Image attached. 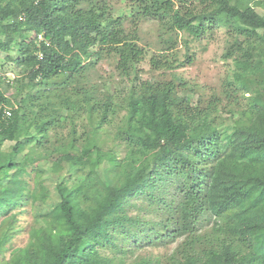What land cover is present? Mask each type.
<instances>
[{
  "label": "trees",
  "instance_id": "trees-1",
  "mask_svg": "<svg viewBox=\"0 0 264 264\" xmlns=\"http://www.w3.org/2000/svg\"><path fill=\"white\" fill-rule=\"evenodd\" d=\"M250 1L0 0V57L21 74L12 103L0 90V264H264V17ZM145 22L150 69L169 80L138 79ZM216 28L232 64L222 86L176 76ZM102 58L133 77L125 91L90 81ZM44 166L74 174L48 209L47 188L23 179ZM25 199L37 213L12 249Z\"/></svg>",
  "mask_w": 264,
  "mask_h": 264
},
{
  "label": "rangeland",
  "instance_id": "rangeland-1",
  "mask_svg": "<svg viewBox=\"0 0 264 264\" xmlns=\"http://www.w3.org/2000/svg\"><path fill=\"white\" fill-rule=\"evenodd\" d=\"M250 7L254 8L256 12L264 17V0H251L248 4ZM119 6V3H117ZM157 28L152 22H145L140 27L139 44L145 48L146 59L139 65L138 79L144 82L146 81H161L169 80L171 78L170 74L163 72H153L148 64L149 57L156 52L158 48L157 40ZM187 38L183 34L178 35V45L175 48L178 53V59L183 61L185 55V48L183 45V40ZM227 34L224 28H216L208 35L203 36L199 40H194L189 44L190 51L189 54L192 55V63L185 64L182 68L175 71V75L179 78L187 81L192 85H197L204 87L205 89L213 88L219 89L227 76L229 70L232 67L230 61L223 60V52L227 44ZM13 53H11V56ZM5 54L0 57V90L3 91L5 97L9 99L12 103L15 99L14 86L11 81L14 77L21 76L20 69L15 68V66L9 62H5L3 58ZM92 73L89 75V79L95 85L101 86L100 88L107 89L109 92L116 94L119 91H125L131 84V79L124 78L115 68V62L111 58H102L98 61ZM60 131V130H59ZM60 132L66 134L67 130L63 129ZM9 144H5L7 147ZM39 173V175L30 174L24 175L29 187H33L36 181L47 188L49 192V198L45 203V208L48 209L53 207L57 202V197L55 193V185L61 179L69 180L71 182L74 179V174L68 175L64 170L58 174H52L47 166ZM71 173V172H69ZM37 204L31 199H25L20 207L13 210L17 213L18 217V233L15 234L7 244L6 247L12 249L24 247L28 241V229L33 224L34 216L37 213ZM148 216V215H147ZM148 218V217H147ZM145 218V219H147ZM1 220V217H0ZM174 245L167 248H138L134 250V259L145 257L151 259H164L169 253L174 249ZM127 248L133 249V246H128ZM6 259L9 257V252L5 254Z\"/></svg>",
  "mask_w": 264,
  "mask_h": 264
},
{
  "label": "built area",
  "instance_id": "built-area-1",
  "mask_svg": "<svg viewBox=\"0 0 264 264\" xmlns=\"http://www.w3.org/2000/svg\"><path fill=\"white\" fill-rule=\"evenodd\" d=\"M38 39H39V40H43V38H42L41 35L38 36ZM6 115L9 116V115H10L9 112H6Z\"/></svg>",
  "mask_w": 264,
  "mask_h": 264
}]
</instances>
